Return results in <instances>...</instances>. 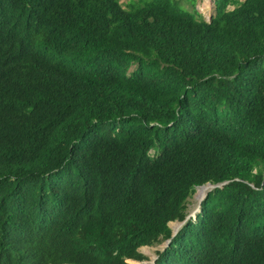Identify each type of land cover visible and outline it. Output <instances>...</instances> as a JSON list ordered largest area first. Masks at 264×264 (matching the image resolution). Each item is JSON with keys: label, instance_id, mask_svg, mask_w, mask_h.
Segmentation results:
<instances>
[{"label": "trees", "instance_id": "obj_1", "mask_svg": "<svg viewBox=\"0 0 264 264\" xmlns=\"http://www.w3.org/2000/svg\"><path fill=\"white\" fill-rule=\"evenodd\" d=\"M180 1L0 0V264H136L223 181L155 264H264V0Z\"/></svg>", "mask_w": 264, "mask_h": 264}, {"label": "rangeland", "instance_id": "obj_2", "mask_svg": "<svg viewBox=\"0 0 264 264\" xmlns=\"http://www.w3.org/2000/svg\"><path fill=\"white\" fill-rule=\"evenodd\" d=\"M130 0H119V2L122 4L123 7H126V4L129 2ZM215 0H195V8L197 9V11L201 14V16L203 17V19H205L206 21H208L213 15H214V6H213V2ZM239 1H243V0H239ZM181 5L186 8L191 10V5L187 0H181L180 1ZM152 153V151H151ZM197 188V187H196ZM196 188L194 189V191L191 193V195L189 196L187 203H186V209H185V214L190 216V217H194V215L197 214V211L199 209V205H198V209L195 213L193 214H189L190 213V209L193 206V196H194V192L196 190ZM172 223H178V225H180L179 222H177V220L169 223V226L172 228ZM182 226V225H181ZM179 227V226H178ZM168 242L165 239H160L158 242L154 243L152 246H142L139 248V251L141 253H143L146 256V259L136 262V264H153V258L157 255L156 251H161L163 250L166 246H167Z\"/></svg>", "mask_w": 264, "mask_h": 264}, {"label": "bare ground", "instance_id": "obj_3", "mask_svg": "<svg viewBox=\"0 0 264 264\" xmlns=\"http://www.w3.org/2000/svg\"><path fill=\"white\" fill-rule=\"evenodd\" d=\"M208 184H205V185H202V187H205V186H207ZM198 187H200V186H198ZM212 187L210 186V187H208L207 189H203V190H201V191H199V192H196V193H194V196H193V206L191 207V209H190V213L189 214H193V213H195V211H196V209H197V207H198V205H199V202H200V200L205 196V194L211 189ZM191 216V215H190ZM178 223H172V228L174 229V230H176L177 228H178Z\"/></svg>", "mask_w": 264, "mask_h": 264}, {"label": "water", "instance_id": "obj_4", "mask_svg": "<svg viewBox=\"0 0 264 264\" xmlns=\"http://www.w3.org/2000/svg\"><path fill=\"white\" fill-rule=\"evenodd\" d=\"M213 6H215L214 2H213ZM209 20H210V19H209ZM209 20H208V21H209ZM226 182H227V181H223V182H219V183H215V184H212V183H205V184L210 185V186L212 187L211 189H213V188H215V187H222ZM205 184H202V185H205ZM202 185H200V186H202ZM211 189H210V190H211ZM206 194H207V193H206ZM206 194H205V196H206ZM205 196H204V197H205ZM204 197H203V198H204ZM203 198H202V199H203ZM202 199L200 200V202L202 201ZM200 202H199V209H198L197 213L200 211ZM194 217H195V215H194ZM194 217H193V218H194ZM189 218H190V216L186 215V216L184 217L183 220H181V221L177 220V222H179L180 225H179V227H178L176 230H174V229L171 230V237L167 239V242H169V241L171 240V238L177 233V231H178V229L181 227V225H183V224L186 222V220L189 219ZM156 258H157V255L153 258V264H155V259H156Z\"/></svg>", "mask_w": 264, "mask_h": 264}]
</instances>
